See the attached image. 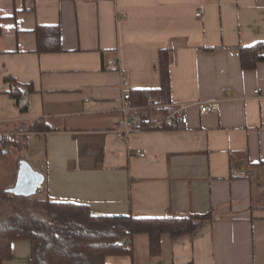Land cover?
I'll use <instances>...</instances> for the list:
<instances>
[{
  "label": "crops",
  "instance_id": "obj_1",
  "mask_svg": "<svg viewBox=\"0 0 264 264\" xmlns=\"http://www.w3.org/2000/svg\"><path fill=\"white\" fill-rule=\"evenodd\" d=\"M38 26L58 27L60 52H36ZM257 43L264 0H0V133L49 128L16 150L44 176L39 199L97 217L211 213L192 234L162 235L158 255L139 234L131 257L106 264H264V61L240 64V49ZM165 50L170 104L216 111L192 107L184 129L118 137L122 78L130 93L158 90ZM14 83L32 87L25 112ZM11 253L2 264H27L29 243Z\"/></svg>",
  "mask_w": 264,
  "mask_h": 264
},
{
  "label": "trees",
  "instance_id": "obj_2",
  "mask_svg": "<svg viewBox=\"0 0 264 264\" xmlns=\"http://www.w3.org/2000/svg\"><path fill=\"white\" fill-rule=\"evenodd\" d=\"M36 52H60L58 27H41L35 30ZM264 45L257 43L240 49V64L244 70H252L264 61ZM160 88L131 92V102L140 106L149 99L158 104H170L169 50L161 51L158 59ZM9 80V79H8ZM10 92L25 112L24 92L32 91L31 85L12 84ZM39 121L14 131V136L0 137V148L14 147L18 152L25 148L26 135L40 129ZM22 135V137H20ZM24 160V156H18ZM13 185V184H12ZM12 185L10 187H12ZM0 190V264L12 258L11 245L17 241L29 243L27 264H106L107 257L132 256V239L135 235L149 237L152 255L160 253V237L164 234L177 239L194 233L199 223L210 220L211 213L187 218H137L93 216L86 205L56 202L49 199L14 197Z\"/></svg>",
  "mask_w": 264,
  "mask_h": 264
},
{
  "label": "built area",
  "instance_id": "obj_3",
  "mask_svg": "<svg viewBox=\"0 0 264 264\" xmlns=\"http://www.w3.org/2000/svg\"><path fill=\"white\" fill-rule=\"evenodd\" d=\"M93 2L94 0H86ZM200 16V12L196 13ZM121 99L119 113L120 118L114 127V133L122 138L128 139L132 134L143 130H181L188 124L187 110L197 107L200 114H212L216 111L213 102H192L183 104H158L153 99H149L145 105H134L131 102V93L128 89V82L122 78ZM158 114L157 117L154 116ZM4 134L0 133V137ZM140 157L144 154L136 152ZM42 189V186L39 190Z\"/></svg>",
  "mask_w": 264,
  "mask_h": 264
},
{
  "label": "water",
  "instance_id": "obj_4",
  "mask_svg": "<svg viewBox=\"0 0 264 264\" xmlns=\"http://www.w3.org/2000/svg\"><path fill=\"white\" fill-rule=\"evenodd\" d=\"M43 183V174L35 171L27 161L20 160L15 183L6 192L14 197L30 198L37 194Z\"/></svg>",
  "mask_w": 264,
  "mask_h": 264
},
{
  "label": "rangeland",
  "instance_id": "obj_5",
  "mask_svg": "<svg viewBox=\"0 0 264 264\" xmlns=\"http://www.w3.org/2000/svg\"><path fill=\"white\" fill-rule=\"evenodd\" d=\"M19 161L20 159L16 148H0V190L5 187H10L12 184L14 185L17 173L15 168H18ZM36 195H38V193ZM36 195L30 198H38Z\"/></svg>",
  "mask_w": 264,
  "mask_h": 264
}]
</instances>
